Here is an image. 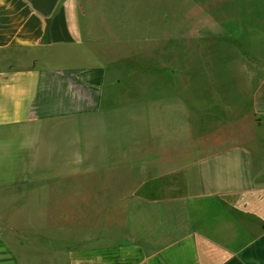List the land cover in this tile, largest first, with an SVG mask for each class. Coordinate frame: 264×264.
<instances>
[{"label": "crops", "instance_id": "obj_1", "mask_svg": "<svg viewBox=\"0 0 264 264\" xmlns=\"http://www.w3.org/2000/svg\"><path fill=\"white\" fill-rule=\"evenodd\" d=\"M105 3L0 0V138L8 131L32 140L33 132L73 129L59 121L102 109L107 67L114 65L107 52L118 50L119 41L108 31ZM223 143L195 150L194 164L203 169L195 184L192 160L165 150L116 159L109 171L130 167L135 186L111 204L117 219L89 225L77 241L68 213L56 222L28 213L45 203L47 180L60 186L75 174L22 170L18 177L26 182L0 198L11 205V195L19 197L15 204L24 212L20 227L4 225L0 264L28 262L23 251L31 238L34 264H264V166ZM65 191L74 194L73 183Z\"/></svg>", "mask_w": 264, "mask_h": 264}, {"label": "rangeland", "instance_id": "obj_2", "mask_svg": "<svg viewBox=\"0 0 264 264\" xmlns=\"http://www.w3.org/2000/svg\"><path fill=\"white\" fill-rule=\"evenodd\" d=\"M102 8L119 39L107 52L114 65L102 109L59 121L73 129L0 138V198L26 182L18 177L26 168L75 174L60 186L47 180L45 203L28 213L54 222L68 213L76 241L89 225L117 219L111 204L135 186L130 167L109 171L116 159L165 150L192 160L195 184L203 170L195 150L225 141L231 154L264 166V0H106ZM72 183L74 194L66 193ZM11 197V205L0 201V237L5 224L24 221ZM31 239L25 264L35 262Z\"/></svg>", "mask_w": 264, "mask_h": 264}]
</instances>
